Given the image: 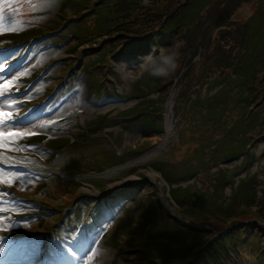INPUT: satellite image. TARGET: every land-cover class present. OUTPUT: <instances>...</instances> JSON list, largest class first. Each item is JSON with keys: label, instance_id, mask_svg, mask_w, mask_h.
I'll list each match as a JSON object with an SVG mask.
<instances>
[{"label": "rangeland", "instance_id": "374dc122", "mask_svg": "<svg viewBox=\"0 0 264 264\" xmlns=\"http://www.w3.org/2000/svg\"><path fill=\"white\" fill-rule=\"evenodd\" d=\"M52 1H54V0H52ZM113 1L114 0H105L104 5H102L101 7H99V6L97 7L96 14L99 15L98 19H97L98 25L103 26V25H105L106 21L111 20L113 18L114 14H115L113 9H112L114 7ZM178 1H184V0H172V2H178ZM206 1L207 0H202L201 3L199 4L198 8L203 7V5L205 4ZM134 2H136V1H131V3H134ZM217 2H218V4L214 7H210L209 11L207 12L208 23H209V27L211 28V32H210V35L206 41V46L203 49L204 51L201 53L202 57H203V62L206 60L207 56L211 55V57H212V56H215V54H219V53L223 56L227 55L228 60H232V58H233V56H232V54H233V48H232L233 38L239 34H243L244 24H243V22H240V21H245L247 15H249L255 9L253 7L251 9H249L246 14H244L241 10L238 12V9H237V6L240 4L241 0H217ZM69 3L72 4V1H70ZM106 3L111 4V7L109 9H107V7L105 6ZM60 4L61 3L58 0H56L53 7H52L53 9L51 8L50 12L58 15L56 13V8ZM154 6L156 7L157 4H154ZM173 6H174L173 4H169L167 6V9L164 12L167 13L169 11V9H171ZM61 7H62V5L60 6L59 11L61 10ZM78 7H81V6H78ZM81 10H82V8H79V9H77V12H79ZM24 12L27 13L28 10H25ZM86 13L87 12H84L83 15H85ZM193 13H194V11L191 10L190 14H193ZM74 18H76V20H74V22H77L78 21L77 17H74ZM81 18H82V16H81ZM14 21L16 22L17 20H14ZM253 21L255 23L259 21V14L258 13H256L254 15ZM11 23H12V21L3 20V17L0 15V24L3 25V27H1V25H0V33L6 32V31H11V28H12ZM87 23H89L88 25H90V27H92L94 20H92V22L90 21ZM72 28H73V26H72ZM45 48H46L45 46L40 47V49H42V50H45ZM96 52H97L96 49L86 51V53L82 52L80 55V60L85 61L88 59L89 55H90V57H91V55L94 56ZM260 52H264V32L261 29H255L252 32L250 39L248 41V46L246 49V55H245V59H244V63H243L245 65L244 66L245 71H246V73H248L247 75L250 74L252 67H255L256 65H258L261 62L262 58H259ZM144 54H145V52H141L138 55H139V57H141ZM69 59H71V58H70V56H67V55H63L62 58H60V60L67 61V62H69L68 61ZM55 67L57 69V72H60L59 66H57L55 64ZM123 67L125 68V65ZM123 67L118 68V70L121 72V78H122V79H120V76H119L120 84L118 86V90L122 91V88L125 87L124 92H127V93L132 92L128 88L127 81L130 82V80L134 79V77L136 76V73L133 71H129L128 68L124 69ZM122 71H124V72H122ZM93 73L95 74L96 71L93 70ZM225 83L227 85H232L233 77L231 76V77L227 78V81H225ZM236 85L241 86L239 81H237ZM93 87L95 88V86H93ZM221 93H227L226 88L222 89L220 91V94ZM229 100L231 102L233 101V99H231V97H229L227 107H222V111H221L222 113H228V111L230 109V105H231ZM70 111H73V110H70ZM65 113H67V112H65ZM233 119L238 120L239 116L234 115ZM228 121L226 123H228ZM151 126H152V128H159V127H157L156 124H152ZM71 132H72L71 129H69L64 134V136L71 137L72 136ZM28 133H30V132H28ZM185 133L190 134V132L187 130H185ZM197 145H199V144H197ZM87 149H88L87 147H85L84 149H83V147H80L76 150L80 151L79 152L80 154H87V151H88ZM72 150H75V149H72ZM195 152H196L195 149L194 150L191 149L192 155L196 154ZM197 152H199V151H197ZM70 156L71 157L68 161L74 160V157H76V155H74L73 153H71ZM67 159H68V157L64 155V156H62V159L60 161H66ZM61 164H63V163L56 161V165H61ZM188 168H189L188 166L183 165V169H182L181 173L188 172ZM121 177H122V175L116 174V175L112 176L111 179L116 180V179L121 178ZM90 182L98 184V185L102 184V183H99L98 181H90ZM83 183L87 184L88 182H83ZM248 183H249V179H244V180H242L241 185L239 187V193H241L244 197L250 196ZM82 187L84 188L83 185H82ZM237 203H238V199H233L232 207H235L237 205ZM162 239L165 240L166 238L162 237Z\"/></svg>", "mask_w": 264, "mask_h": 264}, {"label": "trees", "instance_id": "16d2710c", "mask_svg": "<svg viewBox=\"0 0 264 264\" xmlns=\"http://www.w3.org/2000/svg\"><path fill=\"white\" fill-rule=\"evenodd\" d=\"M170 0H155V4H163V5H167L169 3ZM150 12V11H149ZM152 13V12H151ZM150 13V14H151ZM149 17H152V14L149 15ZM179 21H177L178 23ZM180 23V22H179ZM120 36H124L123 34L119 33ZM124 40V39H123ZM121 41V40H120ZM261 56L263 54H260ZM181 61L179 56L176 55H172V53L170 52V54L167 57V63L171 66L174 67V71L177 69V67H175L176 65H178V62ZM182 62V61H181ZM175 65V66H174ZM264 67V63L262 64V68ZM259 69H254L252 70V75H257ZM260 72V71H259ZM149 85V83H146ZM218 124L221 126V122H218Z\"/></svg>", "mask_w": 264, "mask_h": 264}, {"label": "snow or ice", "instance_id": "6c2138e0", "mask_svg": "<svg viewBox=\"0 0 264 264\" xmlns=\"http://www.w3.org/2000/svg\"><path fill=\"white\" fill-rule=\"evenodd\" d=\"M0 68H2V66H0ZM31 123V122H29ZM14 127H20V128H23V127H26V125H23V124H20L19 123V118L16 119L15 123L13 124ZM24 133L23 132H16V133H12V135H23ZM0 135H2V133H0ZM61 250H64V249H61ZM67 252L73 256H75V252L73 251V249L71 248V246H69L67 249ZM3 249H0V252H2Z\"/></svg>", "mask_w": 264, "mask_h": 264}, {"label": "bare ground", "instance_id": "6f19581e", "mask_svg": "<svg viewBox=\"0 0 264 264\" xmlns=\"http://www.w3.org/2000/svg\"><path fill=\"white\" fill-rule=\"evenodd\" d=\"M169 124H171V121H170V120L166 122L167 129L169 128ZM97 252H101V251H100V250H96L95 252H93V253L91 254L92 257L86 259L85 262H86L87 264H89V263H90L91 261H93L94 259H96V258H98V259L101 258L102 253H101L100 257H99V255H96ZM103 253H107V252L103 251ZM76 258H79V256H77ZM103 260H104V261H108V256L104 255V256H103Z\"/></svg>", "mask_w": 264, "mask_h": 264}]
</instances>
